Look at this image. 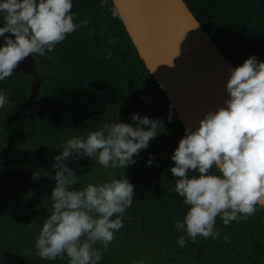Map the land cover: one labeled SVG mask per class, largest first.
I'll return each mask as SVG.
<instances>
[{
	"label": "trees",
	"instance_id": "obj_1",
	"mask_svg": "<svg viewBox=\"0 0 264 264\" xmlns=\"http://www.w3.org/2000/svg\"><path fill=\"white\" fill-rule=\"evenodd\" d=\"M184 1L236 66L250 55L264 60V0ZM72 11L78 20L92 19L86 29L58 44L53 55L36 56L43 80L31 107V74L13 72L0 81V90L8 93L11 102V107L0 108V264H68L67 257L48 261L35 256L40 227L28 226L29 216L35 215L33 207H20L18 198L22 191L47 190L54 181L48 176L53 157L66 141L87 136L103 123L118 122L116 113L126 123H132L133 113L161 118L163 126L135 157L139 168L132 181L136 195L124 217L123 233L130 232L131 239L160 257H171L172 264H264V207L260 205L247 220L228 226L217 217L219 239L198 237L195 243L188 240L184 247L178 245L177 237L183 233L174 224L183 219L187 206L174 191L177 178L170 166L185 128L140 59L112 1L101 7L100 0H73ZM89 31L93 34L88 35ZM110 38L115 43H108ZM170 107L171 123L167 120ZM150 153L156 161L151 167L146 163ZM15 162L28 164L31 170L22 175L14 170L7 173L6 168ZM35 168L41 174L38 180L31 179ZM212 174L219 172L213 168ZM15 228L34 240L29 242L28 259L14 254V247L2 239V232ZM109 251L98 264H116Z\"/></svg>",
	"mask_w": 264,
	"mask_h": 264
},
{
	"label": "clouds",
	"instance_id": "obj_2",
	"mask_svg": "<svg viewBox=\"0 0 264 264\" xmlns=\"http://www.w3.org/2000/svg\"><path fill=\"white\" fill-rule=\"evenodd\" d=\"M100 2L104 7L107 0ZM72 8L73 0H0V81L11 77L27 57L46 56L68 35L88 27L92 17L78 20ZM108 43L115 41L110 38ZM107 55L111 57L110 50ZM223 88L227 94L223 106L206 111L198 126H185L171 155L170 171L177 178L174 191L187 206L183 219L174 224L183 233L177 237L180 247L198 237L219 239L217 217L228 226L247 220L257 205L264 207V60L250 55L229 67ZM5 105L11 107L8 93L0 90V108ZM116 116L118 122L68 139L53 157L54 172L48 175L54 180L49 195L52 211L35 240V256L40 259L67 257L68 264H98L123 227L136 195L129 179L123 174L77 188L76 169L68 164L88 157L104 169H126L163 127L161 118L133 113L132 123H126ZM167 120L173 121L171 107ZM155 162L150 153L147 165ZM213 168L219 175L212 174ZM40 177L39 170L32 171V180ZM28 226L35 227V222ZM224 239L228 242V237Z\"/></svg>",
	"mask_w": 264,
	"mask_h": 264
},
{
	"label": "water",
	"instance_id": "obj_3",
	"mask_svg": "<svg viewBox=\"0 0 264 264\" xmlns=\"http://www.w3.org/2000/svg\"><path fill=\"white\" fill-rule=\"evenodd\" d=\"M111 1L140 59L158 86H163L160 89L184 128L198 126L206 111L223 106L228 69L236 65L217 47L184 0ZM19 71L33 76L31 107L43 75L33 56L14 69Z\"/></svg>",
	"mask_w": 264,
	"mask_h": 264
},
{
	"label": "flooded vegetation",
	"instance_id": "obj_4",
	"mask_svg": "<svg viewBox=\"0 0 264 264\" xmlns=\"http://www.w3.org/2000/svg\"><path fill=\"white\" fill-rule=\"evenodd\" d=\"M0 22L2 23V19H0ZM3 24V23H2ZM53 55V53H51ZM36 56H33L35 59V63L37 64ZM40 67H38L39 69ZM79 137H86L84 135H80ZM75 161V162H74ZM70 160L69 166L76 169V175H78V184L74 185V187L77 188H83L87 186L89 183H101L105 181H110L113 178H122L123 174L129 179V181L132 183L133 178L138 175L139 168L138 163L135 162L134 164L128 166L126 169H104L101 168V165L95 160H91L88 157H84L77 160ZM136 161V159H135ZM51 173V170L50 172ZM84 177L86 180H84ZM54 186V181L52 182V185L50 187H47V191H41V192H26L22 191L20 194L21 196L18 198V204L20 207H23L25 205H32L34 210V217L32 219V216H29V221L35 222V227L39 228L42 224L43 219L51 213L52 211V201L49 197L52 187ZM124 220V218H123ZM123 223V227L116 233V234H124L122 230L125 229ZM125 235V234H124ZM126 237H130L131 233L127 232Z\"/></svg>",
	"mask_w": 264,
	"mask_h": 264
},
{
	"label": "rangeland",
	"instance_id": "obj_5",
	"mask_svg": "<svg viewBox=\"0 0 264 264\" xmlns=\"http://www.w3.org/2000/svg\"><path fill=\"white\" fill-rule=\"evenodd\" d=\"M8 167L9 169L6 168L7 173H10L8 172L9 170L11 172L14 170L20 175H22V173L26 174L27 171L31 170L30 165L19 162H15ZM35 170L37 171L39 169L35 168ZM53 172L54 169L52 168L51 173ZM44 188L46 189V186H44L43 189ZM2 234H4L2 239L14 247V254L16 252L20 258H29V246H31L29 245V242H34L33 239L24 237L16 228L9 229L6 232H2ZM108 250H111L109 252L113 254L116 264H140L141 261H143V264H172L173 262L171 257H160L155 252L145 249V247L142 246V244L140 245L137 240L126 237L123 234L120 235L119 233L116 234L115 239L109 245Z\"/></svg>",
	"mask_w": 264,
	"mask_h": 264
}]
</instances>
